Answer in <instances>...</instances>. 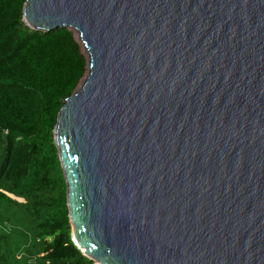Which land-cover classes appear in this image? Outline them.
Here are the masks:
<instances>
[{
    "label": "water",
    "instance_id": "water-1",
    "mask_svg": "<svg viewBox=\"0 0 264 264\" xmlns=\"http://www.w3.org/2000/svg\"><path fill=\"white\" fill-rule=\"evenodd\" d=\"M86 60L53 140L94 264H264V0H26Z\"/></svg>",
    "mask_w": 264,
    "mask_h": 264
},
{
    "label": "trees",
    "instance_id": "trees-1",
    "mask_svg": "<svg viewBox=\"0 0 264 264\" xmlns=\"http://www.w3.org/2000/svg\"><path fill=\"white\" fill-rule=\"evenodd\" d=\"M25 1L0 0V264H94L71 238L53 140L86 60L70 30L26 26Z\"/></svg>",
    "mask_w": 264,
    "mask_h": 264
},
{
    "label": "rangeland",
    "instance_id": "rangeland-1",
    "mask_svg": "<svg viewBox=\"0 0 264 264\" xmlns=\"http://www.w3.org/2000/svg\"><path fill=\"white\" fill-rule=\"evenodd\" d=\"M75 36V35H74ZM79 44V43H78ZM80 46V45H79ZM81 48V47H80ZM82 51V50H81ZM85 73V72H84ZM21 201V200H18ZM0 228L2 229L1 233L5 234L8 239H9V222H6L5 226H0ZM74 243V242H73ZM75 244V243H74ZM81 252V251H80Z\"/></svg>",
    "mask_w": 264,
    "mask_h": 264
}]
</instances>
